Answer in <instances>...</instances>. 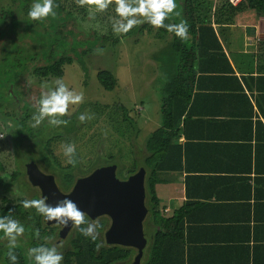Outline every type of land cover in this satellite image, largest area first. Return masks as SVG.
I'll use <instances>...</instances> for the list:
<instances>
[{"label":"crops","instance_id":"obj_1","mask_svg":"<svg viewBox=\"0 0 264 264\" xmlns=\"http://www.w3.org/2000/svg\"><path fill=\"white\" fill-rule=\"evenodd\" d=\"M258 2L255 24L214 25L227 61L203 60L175 140L182 167L156 185L161 215L181 214V237L168 239L161 254L172 264H264V0ZM146 229L142 264L155 232L152 224Z\"/></svg>","mask_w":264,"mask_h":264},{"label":"trees","instance_id":"obj_2","mask_svg":"<svg viewBox=\"0 0 264 264\" xmlns=\"http://www.w3.org/2000/svg\"><path fill=\"white\" fill-rule=\"evenodd\" d=\"M9 1L10 6H3L0 1V37L5 32V25L9 24L11 27L18 26V18L15 16L16 12L14 9V6H18L17 9L21 10L22 19L27 23L28 28L38 37L39 42L36 45V51L31 46L28 48L21 47V50H19L20 47L17 45L15 47L12 46L9 50L6 46H1L0 74L4 73L3 66L6 67L4 70L8 72L15 71L18 68L14 85L18 81L17 77L21 74L25 75L27 72L38 77L40 80L50 77L61 78L64 75V66L73 62L81 64L88 74L89 69H87L86 56L96 51V45L100 40L97 37L109 39L110 32L108 35H101L99 32H95L96 37L93 40L85 42L75 40L69 43L67 36L73 32V29H68L69 18L78 16V12L87 13V8L78 6L75 0H54V4L58 5V7L54 8L56 15L49 16L50 24L46 26L43 20H29L28 11L31 5L28 0ZM258 1L243 0L236 6L226 1H221L214 9L213 0H183L184 7L182 8L181 19L174 23L187 22L188 38L181 40L173 33L171 40L164 47L152 54V58L156 61L159 71L158 81L160 85H158V93L160 96L161 125L147 137L145 142L147 153L143 156L141 162V166H144L147 170L148 224H152L155 227L149 258L145 264H172L169 261L161 260V254L164 252L165 243H167L168 239L177 241L179 239L177 237H181L182 234L181 214L179 212L170 218H165L161 215L159 210L160 199L156 192V185L165 181L162 177L163 173L178 171L182 167L181 146L176 144L175 140L179 138L183 131L182 126L186 118L184 117V113H186L187 105L192 97L194 80L197 78V72L202 69L203 60L209 56H220L227 61L214 25L255 24L260 17L258 11H260L262 5ZM165 24H172L171 17L165 20ZM42 26L45 28V31L38 30ZM145 27L149 31L153 29L150 24L146 23L139 30L143 31ZM46 33H48V36ZM168 33L165 28H158L157 36L162 38L168 35ZM43 36L47 39L42 38ZM7 39H9V36H7ZM44 40H46L45 43ZM79 46L85 48L78 51ZM69 48L73 51V55L68 54ZM97 76L100 84L109 91L113 90L117 85V78L111 71L100 70ZM12 101L14 102V100ZM16 104L15 106L10 105L7 111L4 112V115L12 118L17 117L19 113L17 111L18 108H16L18 104ZM26 106L29 107L28 102H26ZM23 109L25 110L26 108ZM121 110V114L118 110H115L116 114L122 115V121L120 120V122L132 128L135 135L138 136L140 129L131 116H129L128 108L121 106ZM108 115L112 116L113 113H109ZM14 118L12 120L19 122V124L22 122L23 125L25 122V118L22 116L18 118V121ZM63 119L69 121L67 126L62 125L67 133L78 129L76 121L73 118L68 119L65 116ZM117 122L119 121L113 118V123L117 124ZM25 130V134L20 139L26 137L29 141L32 140L31 143L28 142V145L35 144L33 146L34 149L38 146L39 151H41V159L46 162V165L54 168L56 166L57 170L53 171L57 173L60 185L63 189L69 190L77 176L75 168L78 167V162L75 167L70 164L58 167L60 163L56 162L55 158L51 160L50 155L45 149L46 146L50 147L52 139L45 138L46 140H42L39 138L40 141H38V137H36L33 129L27 128ZM102 157V160L101 157L97 158L96 165H99L98 162L101 163L100 161H102L101 164L103 165L115 163V157L109 156L110 158L108 157V159L104 155ZM138 168L139 166L136 162L128 172H125L126 167L119 166L118 174L120 177L126 178L136 172ZM16 176L14 174V179H16ZM0 216H10L24 226L28 223L30 228L35 231L37 229L39 231V226L42 225L41 215L34 208H24L22 203L16 206L6 205L0 208ZM100 224L102 227L99 229V232L102 233L107 226V220L102 219ZM1 234L3 232H0V236ZM97 244L101 246L97 248ZM33 246L37 247L36 243ZM8 251L9 248H5L0 242V260L3 258L7 264H12L7 255ZM13 252L17 256L16 264H33L29 262L24 249L20 245L13 249ZM134 254L135 250L133 248L118 245L109 246L101 236L98 237L96 242H93L90 238L84 237L75 229L71 236L70 249L65 254H62L63 260L61 264L128 263Z\"/></svg>","mask_w":264,"mask_h":264},{"label":"rangeland","instance_id":"obj_3","mask_svg":"<svg viewBox=\"0 0 264 264\" xmlns=\"http://www.w3.org/2000/svg\"><path fill=\"white\" fill-rule=\"evenodd\" d=\"M0 1L3 6H10L9 0ZM33 2L34 0L31 1V5ZM176 5L175 12H178L179 15L177 16L175 12L171 14L172 24L181 19L182 8L184 7L183 0H176ZM17 8L18 6H14L15 16L18 18V26L11 27L9 24L4 26L5 32L0 37V47L6 46L9 50L12 46L15 47L17 45L20 47L19 50H21V47L28 48L31 46L36 51L39 39L28 28L27 23L22 19L21 10ZM77 15L76 19L68 20V29H73V32L67 36V40L69 43L75 40L85 42V40L95 39V32H99L101 35H108L110 32L109 39L97 37L100 40L96 45V50L101 49L102 53L94 51L86 56L88 74L81 64L73 62L64 66V75L61 78L50 77L40 80L36 76H30L31 86L26 85V82L23 86V99L27 100L30 107L25 111H21L14 119L17 120L22 114L23 116H21L26 118L24 124L33 129L36 137L40 136L39 130L42 131L40 137H44L42 135L47 134L45 130L50 125L45 120L39 126L32 127V116L35 112L34 105L40 98L41 92L46 90L42 88V85L54 86L55 82L60 80L70 90L82 93L84 99L83 103L70 105L68 115H66L68 119L73 118L76 121L78 129L75 131L74 136H62L59 142L45 148L55 155L56 162L60 163L58 167L69 165L63 155L62 146L71 144L75 147L78 164L83 170L88 169L95 157L98 156L97 154H101L107 159L109 156L115 157V163L121 167H126L125 172H128L135 162L138 163L139 167L141 166L142 158L147 153L145 148L146 139L161 125L160 96L158 93L160 82L158 81L156 61L153 60L152 54L164 47V44L171 40L173 33H168V35L159 38L157 36L158 28H153L149 31L145 27L143 31L139 30L146 24L143 23L133 27L127 34L114 35L112 20L118 18L116 17L114 5H111L105 12L96 13L94 18L89 16L88 8L87 13L78 12ZM43 22L44 25L48 26L50 18L48 17ZM38 30L45 31V28L42 26ZM46 34L48 36V33ZM7 36H9V39H7ZM42 38L45 37L43 36ZM83 48L85 47L79 46L77 50L80 51ZM68 54H74L70 48L68 49ZM4 69H6L5 66H3L4 73L0 74V116L7 111L8 107L5 109L4 106L11 101L10 96L13 95L12 93H19V87L16 82L14 88H11L16 79L18 68L12 72ZM100 70L111 71L117 78V85L113 90L105 89L98 81L97 73ZM9 85L11 86L9 87ZM12 89L13 91L11 92ZM121 106L128 108L129 116L138 125L140 129L138 136L135 135L132 128L120 122V120L122 121V115L116 114L115 110H118L121 114ZM19 109L21 110V108ZM19 109L18 111H20ZM109 113H113V115L109 116ZM81 114L92 115L93 118L80 122L78 117ZM113 118L119 122L114 124ZM12 119H8L6 124L0 118V136H2L0 137V173H7L12 178L13 173H17L15 171L16 166L23 173L16 183H11V180H0V183L3 184L0 187V203L3 195L15 201L35 198L33 185L26 181L23 163L28 159L39 161L42 158L41 153L38 151V146L34 149L33 146L35 144L28 145L27 139H20L22 136L20 134L21 126L24 124L22 125V122L19 124V122H15ZM9 123L13 126L9 127ZM48 133H52V136L58 135L55 131ZM38 141H40L39 138ZM20 159H23L22 164L19 162ZM44 165L47 169L57 170L56 166L54 168L50 165ZM148 218L145 222L146 226ZM148 232L152 233L151 230ZM4 239L7 240L5 237ZM17 242L22 243L26 248L28 244L32 245L33 243L25 232L18 237ZM66 244H69V242ZM0 264L7 263L1 258Z\"/></svg>","mask_w":264,"mask_h":264},{"label":"clouds","instance_id":"obj_4","mask_svg":"<svg viewBox=\"0 0 264 264\" xmlns=\"http://www.w3.org/2000/svg\"><path fill=\"white\" fill-rule=\"evenodd\" d=\"M80 7L89 9V16L94 18L96 13L105 12L109 6H115L116 17L112 20V30L114 35L127 34L133 27L143 23L150 24L153 28H165L169 33H174L181 40L188 38V25L186 21L180 23L165 24L177 8L176 0H75ZM54 0H34L28 11L30 21H41L49 16H55ZM178 16L179 13L175 12ZM102 53L101 49L96 50ZM32 81L26 79V85L31 86ZM43 89L40 98L36 101L35 112L32 116V127L39 126L45 120L52 127L61 125L67 126L69 121L63 119L68 115L70 105L83 103V94L70 90L67 85L58 80L54 86L42 85ZM92 115H79L80 122L92 119ZM13 125L9 123V127ZM2 137V136H0ZM63 155L66 162L73 167L77 165L76 150L71 144L62 146ZM0 178L10 180L7 173H0ZM47 198L25 199L22 201L23 207L34 208L38 214L46 221H53L67 227L69 224L80 234L96 242L99 237V229L102 227L98 220L89 221L86 214L71 199L65 198L57 200L56 203L49 204ZM24 227L19 221L10 216H0V232L8 240L9 251L7 253L12 264H16L17 256L14 254L18 244V237L24 233ZM101 245L97 244V248ZM28 257L33 264H61L63 255L58 251L56 245L51 247L41 244L28 250Z\"/></svg>","mask_w":264,"mask_h":264},{"label":"water","instance_id":"obj_5","mask_svg":"<svg viewBox=\"0 0 264 264\" xmlns=\"http://www.w3.org/2000/svg\"><path fill=\"white\" fill-rule=\"evenodd\" d=\"M12 92V90H11ZM29 181L39 187L42 198L55 204L65 198L73 200L92 220L102 216L110 218L105 231V243L133 248L135 254L129 264H142L149 243L145 222L149 215L147 205V170L140 166L126 179L117 174V164L97 167L87 176L78 177L72 189L64 192L52 174H45L34 161L29 162ZM44 221L48 225L57 224ZM61 225V224H59ZM62 226L60 240L65 239L73 227Z\"/></svg>","mask_w":264,"mask_h":264},{"label":"flooded vegetation","instance_id":"obj_6","mask_svg":"<svg viewBox=\"0 0 264 264\" xmlns=\"http://www.w3.org/2000/svg\"><path fill=\"white\" fill-rule=\"evenodd\" d=\"M31 1H33V0H28V2H30V5H31ZM69 19H76V17H73V18H69ZM86 41V40H85ZM85 45H87V44H85ZM30 76H32V74H30V73H26L25 75L24 74H21L20 76H18L17 77V84H18V87H19V93L17 94V93H12L13 95H11L10 97L12 98V100H14V102L11 100V103H10V101H9V104H6V106H4L5 107V109L7 108V107H9L10 105H12V106H15V103H17L16 105H17V107L16 108H21V110L20 111H18V113H21V111H23L24 109L23 108H26V109H28L29 107H30V104H29V107L28 106H26V102H27V100H24L23 99V86H24V84H25V82H26V77H27V79H29L30 78ZM85 77H87V76H85ZM25 79V80H24ZM97 79H98V76H97ZM99 81V80H98ZM11 86V85H10ZM9 86V87H10ZM14 83L12 84V86H11V88H14ZM12 91H13V89H12ZM23 106H25V107H23ZM23 107V108H22ZM25 109V110H26ZM24 110V111H25ZM22 114H20V116H21ZM23 116V115H22ZM0 118L2 119V121L4 122V123H6L7 124V120L8 119H11L12 117H8L7 115H1L0 116ZM14 118V117H13ZM23 118H25V117H23ZM17 120H18V118H17ZM25 122H26V118H25ZM45 125V124H44ZM43 125V126H44ZM49 125V124H48ZM25 127V128H24ZM77 127V126H76ZM27 128H29V129H32V128H30L27 124L26 125H24L23 127L21 126V130H20V134L23 136L24 134H25V132H26V130L25 129H27ZM40 129H42V128H40ZM43 130V129H42ZM47 130V131H46ZM45 130V132H47V134L46 135H42V136H44V137H40L41 136V130H40V136L38 137V138H40V139H45V138H47V139H52L51 140V145H53L54 143H57V142H59L60 141V138L63 136V137H72V136H74V133H75V131L74 132H71V133H67L66 132V129L65 128H63V126L61 125V126H59V127H52V126H49V128L48 129H46ZM25 131V132H24ZM53 131H55L56 133H58V135H56V136H52L53 134L52 133H48V132H53ZM3 136H4V134H3ZM25 139H27V142H31V141H29L28 140V138H26V137H24ZM46 140V139H45ZM46 148V147H45ZM38 151H39V148H38ZM40 153H41V151H39ZM48 152V154L50 155V157H51V160H53L54 158H55V155L52 153V152H49V151H47ZM98 156L97 157H95V160L91 163V165L88 167V169H86V170H83L82 168H80V166H79V164H78V167H76L75 169V172H76V174H77V176H76V179H75V182H76V180H77V178L78 177H81V176H87V175H89L92 171H94L97 167H100V166H104V165H109V164H101L102 163V161H100L101 163H99L98 162V164L99 165H96L97 164V161H98V157H101V160H102V155L101 154H97ZM77 159V158H76ZM30 161H34L37 165H38V167L41 169V171L42 172H44L45 174H52V175H54L55 176V178H56V182H57V184H58V186L60 187V189L62 190V191H64V192H68V191H70L71 189H72V187H73V185L71 186V188L69 189V190H65V189H63L62 188V186L60 185V183H59V177H58V175H57V173L55 172V171H53L52 169H47L46 167H45V165L44 164H46V162H44V161H42V159L40 158L39 159V161L38 160H35V159H28V160H26V162L25 163H23L24 164V166H25V176H26V178H27V182H29L30 184H31V182L29 181V177H28V173H29V170H30V167H29V162ZM19 162H21V164H22V162H23V159H20L19 160ZM110 164H117V163H110ZM118 165V164H117ZM1 167V166H0ZM45 167V168H44ZM118 170H119V165H118V168H117V174H118ZM15 171L17 172V173H13V176H14V174L15 175H17L16 176V179H14L13 178V176H12V178L10 179L11 180V183H16L17 181H18V179H19V177L22 175V170H18L17 169V166H16V168H15ZM81 175V176H80ZM118 176H119V174H118ZM120 177V176H119ZM128 177V176H127ZM126 177V178H127ZM121 179H126V178H123V177H120ZM0 180H5V179H2V178H0ZM6 181V180H5ZM74 182V183H75ZM2 183H0V187H2ZM5 185V184H4ZM32 185V184H31ZM5 187H6V185H5ZM34 187V195H35V198L36 199H41L42 198V195H41V190H40V188L39 187H36V186H33ZM34 198V199H35ZM24 199H19V200H11V198L9 197V198H7V196L6 195H3V196H1V203H0V208H2V207H5L6 205H10V206H16L17 204H21L22 203V201H23ZM3 202V203H2ZM86 217H87V219L89 220V221H96V220H98L99 222H101L102 221V219L103 220H107V226L105 227V229H104V231L101 233V232H99V236H101V234H102V238H104V242H105V237H104V235H105V231H106V229L108 228V226H109V224H110V218L108 217V216H102V217H99V218H97L96 220H92L88 215H86ZM41 220H42V225H40L39 227V231H38V229L35 231L34 229H32V228H30V225H23V224H21L23 227H24V229H25V234L26 235H28V237H30V239H31V241L33 242L32 243V245H29L28 244V247L26 248L22 243H19V242H17V244L18 245H20L21 247H22V249H24V251H25V253H26V255H27V258H28V260H29V262L30 263H33V261H31L30 259H29V257H28V250L30 249V248H33L34 246V243H36V245L37 246H39V245H41V244H45V245H47V246H49V247H51V246H53V245H56L57 246V248H58V251L61 253V254H65L69 249H70V240H71V236H72V234L74 233V231H75V228L73 227V229L70 231V233H69V235L65 238V239H63V240H60V237H61V229H62V226L61 225H59V224H52V225H48V224H46L45 223V221H44V217L43 216H41ZM35 231V232H34ZM31 234V236H29ZM56 238H57V240H56ZM55 239V240H54ZM0 242L3 244V246H5V248L7 247L8 248V241L7 240H5L4 239V234H1V236H0ZM67 242H69V244H66ZM132 260V259H131ZM131 262V261H130ZM130 262H128V263H121V264H129Z\"/></svg>","mask_w":264,"mask_h":264},{"label":"built area","instance_id":"obj_7","mask_svg":"<svg viewBox=\"0 0 264 264\" xmlns=\"http://www.w3.org/2000/svg\"><path fill=\"white\" fill-rule=\"evenodd\" d=\"M214 1H215V6H217V4L221 1H226V2L236 6V5L240 4L243 0H214Z\"/></svg>","mask_w":264,"mask_h":264}]
</instances>
